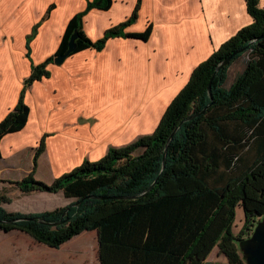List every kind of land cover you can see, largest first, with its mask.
Wrapping results in <instances>:
<instances>
[{"label": "trees", "instance_id": "trees-1", "mask_svg": "<svg viewBox=\"0 0 264 264\" xmlns=\"http://www.w3.org/2000/svg\"><path fill=\"white\" fill-rule=\"evenodd\" d=\"M141 1L126 21L97 40L85 33L84 16L91 9H110L113 0H89L69 20L55 53L32 66L17 105L0 122V160L2 138L28 122L27 88L49 77V64L67 53L75 30L76 48L68 56L86 48L100 51L113 37L149 39L152 24L141 32L125 31L137 19ZM245 1L252 22L193 70L151 134L112 146L101 159L84 160L50 184L30 173L17 182L23 191H62L73 200L51 211L21 213L7 211V198L0 196V230H20L55 248L96 230L100 264H206L215 245L229 264H246L238 243L264 216V8L259 0ZM39 24L27 37L28 55ZM243 55L244 69L228 82L231 65ZM43 150L41 142L33 171ZM236 206L245 213L238 234L232 230Z\"/></svg>", "mask_w": 264, "mask_h": 264}, {"label": "crops", "instance_id": "crops-1", "mask_svg": "<svg viewBox=\"0 0 264 264\" xmlns=\"http://www.w3.org/2000/svg\"><path fill=\"white\" fill-rule=\"evenodd\" d=\"M88 1L0 0V122L17 105L32 66L55 53L69 20ZM137 2L113 0L108 10H89L85 33L101 38L126 21ZM259 5L264 8V0ZM251 22L245 0H142L137 21L125 31L141 32L152 24L148 40L113 37L100 51L86 48L49 64V77L26 90L27 124L1 141L0 195L8 198L3 207L41 213L68 205L73 199L62 191H23L17 182L34 172L52 183L84 160L101 159L112 146L151 134L193 70ZM37 23L28 55L27 37ZM41 142L44 150L33 171ZM98 252L96 230L58 248L20 230H0V264H100ZM205 262L229 264L218 245Z\"/></svg>", "mask_w": 264, "mask_h": 264}, {"label": "water", "instance_id": "water-1", "mask_svg": "<svg viewBox=\"0 0 264 264\" xmlns=\"http://www.w3.org/2000/svg\"><path fill=\"white\" fill-rule=\"evenodd\" d=\"M77 36H78V32H77V30H75L74 33L72 34L70 40H69V44H68L69 48H68L67 53L65 55L58 56L54 60L55 64H61L65 60V58L68 56V54H70L72 51L75 50V48H76L75 40H76ZM235 53L236 52H234L232 55L226 57L217 66L216 72L219 69H221V67H223L224 65L228 64L231 61L232 56ZM211 82H212V79H211V81H210V83L208 85V91H209L210 94H211ZM199 114L200 113H196L195 115L187 117L186 119L183 120V122L187 121L189 119H192L196 115H199ZM183 122H181V124ZM177 129H178V127L171 134V136L169 138V141L171 140L173 134L175 133V131ZM39 222L48 223V222L44 221L43 219H39ZM49 224H51V223H49ZM52 224H57V222L56 223H52ZM238 244H239L240 250L242 252V258H243V260L245 261L246 264H264V216L256 224V226L254 227L253 232L251 233V235L249 237H247V238L241 239Z\"/></svg>", "mask_w": 264, "mask_h": 264}, {"label": "rangeland", "instance_id": "rangeland-1", "mask_svg": "<svg viewBox=\"0 0 264 264\" xmlns=\"http://www.w3.org/2000/svg\"><path fill=\"white\" fill-rule=\"evenodd\" d=\"M137 19H138V17H137ZM137 19L134 22H136ZM246 60H247V55H243L238 60H236L233 65H231L230 70H229V80H228V82L232 81L244 69L245 64H246ZM146 135H148V134H146ZM119 147H121V146H119ZM31 173H33V172H31ZM33 175H34V177H36L34 173H33ZM48 184H50V183H48ZM0 196H2V195H0ZM244 221H245L244 209L241 206H236L235 207V211H234V219H233V223H232V225H233L232 226V230H233V232L235 234H238L242 230L243 225H244ZM218 248H219V245H218ZM239 249H240V247H239ZM219 252H221L220 248H219ZM240 253H241V256H242L241 250H240Z\"/></svg>", "mask_w": 264, "mask_h": 264}]
</instances>
